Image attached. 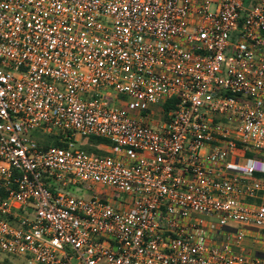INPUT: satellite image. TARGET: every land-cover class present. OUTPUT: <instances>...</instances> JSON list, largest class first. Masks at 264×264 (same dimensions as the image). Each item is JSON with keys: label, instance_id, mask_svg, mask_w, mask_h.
<instances>
[{"label": "built area", "instance_id": "1", "mask_svg": "<svg viewBox=\"0 0 264 264\" xmlns=\"http://www.w3.org/2000/svg\"><path fill=\"white\" fill-rule=\"evenodd\" d=\"M263 50L264 0H0V250L256 264L234 225L264 228L240 155L264 150Z\"/></svg>", "mask_w": 264, "mask_h": 264}, {"label": "crops", "instance_id": "2", "mask_svg": "<svg viewBox=\"0 0 264 264\" xmlns=\"http://www.w3.org/2000/svg\"><path fill=\"white\" fill-rule=\"evenodd\" d=\"M264 52V50H263ZM235 228L245 227L246 236L241 240L240 249L256 264H264V228L235 224Z\"/></svg>", "mask_w": 264, "mask_h": 264}, {"label": "rangeland", "instance_id": "3", "mask_svg": "<svg viewBox=\"0 0 264 264\" xmlns=\"http://www.w3.org/2000/svg\"><path fill=\"white\" fill-rule=\"evenodd\" d=\"M235 33H233L232 34V37H235ZM29 136H32V137H34V138H36V139H38V140H42V141H49V139H50V137L49 136H46V134H43V132H42V130L41 129H34V130H32L31 132H30V134H29ZM77 138H78V142H77V144L78 145H91V146H97V144H95V143H93L91 140H89V138H87V137H82V136H77ZM104 141V143H100V144H98V148L100 149V150H102V148L101 147H103V146H105V145H110L111 143L108 141V140H103ZM248 153H253V152H246V153H244V154H240V155H244V156H254V154L253 155H250V154H248ZM259 154H263L264 155V150H261V151H259L258 153H257V155H259ZM78 192V191H77ZM113 197L114 198H117V199H121V200H125L126 199V196L124 195V194H121V193H118V192H114V194H113ZM206 219H208V218H206ZM214 221V220H213ZM240 225H242V223H239ZM0 258L1 259H7V260H9L10 262H12V263H14V264H28L27 263V260H26V258H24V256H18V255H13V254H8V253H5V252H3V251H1L0 250Z\"/></svg>", "mask_w": 264, "mask_h": 264}, {"label": "trees", "instance_id": "4", "mask_svg": "<svg viewBox=\"0 0 264 264\" xmlns=\"http://www.w3.org/2000/svg\"><path fill=\"white\" fill-rule=\"evenodd\" d=\"M49 137H50V139H49V141H46L45 145H47V144L63 145L64 144V142L60 141V139L58 137H54L52 135L49 136ZM88 138L93 143L97 144V146L96 147L95 146H91L92 144L87 146V145L84 144V145H82L83 147H85V148H87L89 150H95L97 152H104V151H102V150H100L98 148V144L104 143V141H103L104 138H101V137H88ZM248 154L253 155L254 153H248ZM254 156L259 158V159L264 160V155L263 154H259V155L254 154ZM254 177L255 178H259V179L264 181V172H257V173L254 174Z\"/></svg>", "mask_w": 264, "mask_h": 264}]
</instances>
